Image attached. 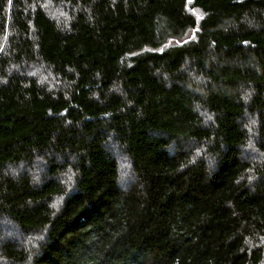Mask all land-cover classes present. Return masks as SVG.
I'll list each match as a JSON object with an SVG mask.
<instances>
[{"label": "trees", "instance_id": "1", "mask_svg": "<svg viewBox=\"0 0 264 264\" xmlns=\"http://www.w3.org/2000/svg\"><path fill=\"white\" fill-rule=\"evenodd\" d=\"M0 264H264V0H0Z\"/></svg>", "mask_w": 264, "mask_h": 264}, {"label": "rangeland", "instance_id": "2", "mask_svg": "<svg viewBox=\"0 0 264 264\" xmlns=\"http://www.w3.org/2000/svg\"><path fill=\"white\" fill-rule=\"evenodd\" d=\"M60 13H58V12ZM57 11H55V10H50V11H48L49 13H50V15H52L54 18L56 17L57 19H59V20H67L68 19V16H67V13H66V11H63V10H57ZM53 13H54V15H53ZM252 140H254L253 138H251V141H250V143H249V145H252V144H254V142H255V140L254 141H252ZM253 147V146H252ZM122 163H123V170H122V177L123 178H125V168H126V161H124V159H122ZM128 168V167H127ZM3 225H8V224H3Z\"/></svg>", "mask_w": 264, "mask_h": 264}]
</instances>
